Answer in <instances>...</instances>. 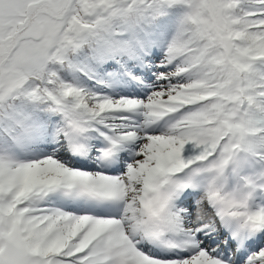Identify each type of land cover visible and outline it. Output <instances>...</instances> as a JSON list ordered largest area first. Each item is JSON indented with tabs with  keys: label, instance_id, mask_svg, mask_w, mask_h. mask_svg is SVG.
Segmentation results:
<instances>
[{
	"label": "snow or ice",
	"instance_id": "6c2138e0",
	"mask_svg": "<svg viewBox=\"0 0 264 264\" xmlns=\"http://www.w3.org/2000/svg\"><path fill=\"white\" fill-rule=\"evenodd\" d=\"M0 264H264V0H0Z\"/></svg>",
	"mask_w": 264,
	"mask_h": 264
}]
</instances>
